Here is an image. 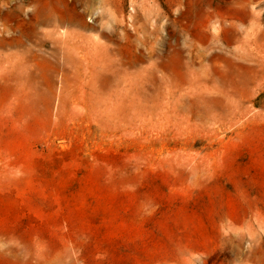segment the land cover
I'll use <instances>...</instances> for the list:
<instances>
[{
    "label": "rangeland",
    "instance_id": "rangeland-1",
    "mask_svg": "<svg viewBox=\"0 0 264 264\" xmlns=\"http://www.w3.org/2000/svg\"><path fill=\"white\" fill-rule=\"evenodd\" d=\"M93 252L264 264V0H0V264Z\"/></svg>",
    "mask_w": 264,
    "mask_h": 264
},
{
    "label": "bare ground",
    "instance_id": "bare-ground-1",
    "mask_svg": "<svg viewBox=\"0 0 264 264\" xmlns=\"http://www.w3.org/2000/svg\"><path fill=\"white\" fill-rule=\"evenodd\" d=\"M240 19H236V18H227L225 16H220L219 17V34L217 36V39L223 41L226 39L225 33L228 31V29L230 28H237L239 26H241L244 22L243 18L241 19L240 23H239Z\"/></svg>",
    "mask_w": 264,
    "mask_h": 264
},
{
    "label": "crops",
    "instance_id": "crops-1",
    "mask_svg": "<svg viewBox=\"0 0 264 264\" xmlns=\"http://www.w3.org/2000/svg\"><path fill=\"white\" fill-rule=\"evenodd\" d=\"M92 256H93V257H92V259H91L90 264H102V261H101L100 259H97V258H96V254H95V252H93ZM47 262L50 263V264H54V263H55V260L52 259V258H49V259L47 260Z\"/></svg>",
    "mask_w": 264,
    "mask_h": 264
}]
</instances>
